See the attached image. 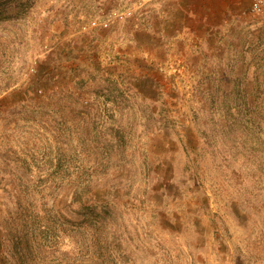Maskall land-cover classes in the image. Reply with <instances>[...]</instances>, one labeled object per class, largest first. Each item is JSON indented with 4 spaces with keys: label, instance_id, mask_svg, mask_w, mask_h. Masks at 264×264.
<instances>
[{
    "label": "rangeland",
    "instance_id": "obj_1",
    "mask_svg": "<svg viewBox=\"0 0 264 264\" xmlns=\"http://www.w3.org/2000/svg\"><path fill=\"white\" fill-rule=\"evenodd\" d=\"M148 1L0 0V264H264V46L218 42L255 12L121 58Z\"/></svg>",
    "mask_w": 264,
    "mask_h": 264
},
{
    "label": "crops",
    "instance_id": "obj_2",
    "mask_svg": "<svg viewBox=\"0 0 264 264\" xmlns=\"http://www.w3.org/2000/svg\"><path fill=\"white\" fill-rule=\"evenodd\" d=\"M242 2L243 4L237 3V0L148 1V4L144 6L140 12V14H142L140 21L137 19L135 21L133 19L132 22L125 25L126 28H124V26L119 27V23L117 27H113L115 30L112 29L113 32H111V34L105 36V33H103V36L105 38L108 37V40L113 39V37L116 39L118 36L125 38V46L121 45V50L118 48L119 50L114 51V54H121V58L126 59H131V52L126 49L128 48V44H130L129 47H132L139 42V36H137L139 30L145 35L144 43L150 49L155 46V39L164 40L163 45H165V39H167L165 36L185 38L186 42H188L190 39H186V37L198 34L197 28L201 26L205 29L206 39L204 42L208 45L211 43L208 37H213L215 34L214 13H242V11H244V2H247V0H242ZM248 2L251 7V2L249 0ZM198 13L206 14L199 17ZM238 17L239 20L236 22V25H234V20H231L232 17H229V15L222 17L225 23L221 25L222 33L220 34L222 37L218 42L221 44H230V32L228 34L227 32L231 27L236 28L237 37L240 41L239 53L241 57L239 59L243 62H248L245 66L249 67L251 54L253 53L255 55V53L261 52L264 46V14L251 13L248 16L239 15ZM229 22H231L233 26H231ZM67 28V31L62 36L56 35L54 37H61L62 39L68 40L69 43L78 41L76 42V47L78 49L84 48L86 50L89 48L88 44L91 43L94 38V43L102 39V37H95V33H84V37L82 38L75 37V34L79 32L74 33L69 26ZM219 28L217 27V29ZM99 31L101 30H98V34ZM213 47L214 46L206 48V52L211 55L214 54L215 51ZM225 53H229V48L225 49ZM117 59L118 58H116L115 62H117Z\"/></svg>",
    "mask_w": 264,
    "mask_h": 264
},
{
    "label": "built area",
    "instance_id": "obj_3",
    "mask_svg": "<svg viewBox=\"0 0 264 264\" xmlns=\"http://www.w3.org/2000/svg\"><path fill=\"white\" fill-rule=\"evenodd\" d=\"M165 1V0H157ZM251 2V9L255 13H264V0H249ZM136 12V8L128 6L125 8L116 9L107 14L102 20H92L89 24L83 25V30L87 31L98 26L109 27L114 21L123 22L130 18Z\"/></svg>",
    "mask_w": 264,
    "mask_h": 264
},
{
    "label": "trees",
    "instance_id": "obj_4",
    "mask_svg": "<svg viewBox=\"0 0 264 264\" xmlns=\"http://www.w3.org/2000/svg\"><path fill=\"white\" fill-rule=\"evenodd\" d=\"M92 187L90 184H87L85 187H75L73 190V199H72V203H79L82 199V197L85 195H87L88 193H90L92 191ZM82 202V201H81ZM82 204V203H81ZM90 209L92 210V212H95L96 207L92 205V207H90Z\"/></svg>",
    "mask_w": 264,
    "mask_h": 264
}]
</instances>
